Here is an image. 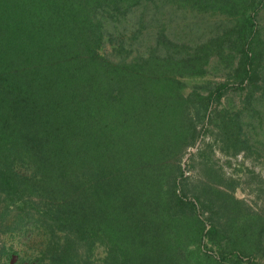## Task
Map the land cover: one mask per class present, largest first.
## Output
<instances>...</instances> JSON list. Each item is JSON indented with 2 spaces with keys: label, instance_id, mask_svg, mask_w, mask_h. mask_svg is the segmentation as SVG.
<instances>
[{
  "label": "trees",
  "instance_id": "obj_1",
  "mask_svg": "<svg viewBox=\"0 0 264 264\" xmlns=\"http://www.w3.org/2000/svg\"><path fill=\"white\" fill-rule=\"evenodd\" d=\"M161 2L230 19L147 44ZM263 3L0 0V264H264V181L254 208L213 166L193 164L198 184L182 166L204 134L264 165ZM214 62L227 81L186 96Z\"/></svg>",
  "mask_w": 264,
  "mask_h": 264
},
{
  "label": "rangeland",
  "instance_id": "obj_2",
  "mask_svg": "<svg viewBox=\"0 0 264 264\" xmlns=\"http://www.w3.org/2000/svg\"><path fill=\"white\" fill-rule=\"evenodd\" d=\"M146 8L145 17L143 14V22H146V24L144 27L141 25H138V27L143 28V32L146 33H144V37L149 40L147 44L152 42L150 41L152 38L151 34L148 33L156 31L161 26H164L168 35L179 41L190 42L197 36L205 37V40H207V37L221 33L230 19L229 16L224 14L212 11H198L189 6L180 7L162 2L158 6V12L153 4H149ZM141 13V10L138 11L135 17ZM135 17L130 16L129 18L135 20L133 23L136 24ZM260 17L262 19L261 22L264 24V9ZM153 18L155 21L152 20ZM138 48L144 53L147 51L148 46L143 43ZM111 50L112 47L109 40H107L105 46L101 48V54L107 56ZM225 74L226 72L214 62L207 74L184 78L183 93L186 96L189 95L195 86L207 88L203 91L208 93V90L215 87L216 84L227 81ZM231 86H233V83H231ZM240 95L241 91L233 89L226 98H223L221 102L217 101L216 104L219 108L224 105L234 107L236 102L239 103ZM212 139L209 134H204L195 146L187 148L182 157L185 177H189L193 183L198 184L196 179L198 177V169L194 170L193 164H196V166L208 165L207 168L213 166L214 170L223 177L219 184L224 190L231 192L237 199L244 201L247 205L259 208L261 200L258 197V193L260 184L264 181V165L254 156L245 152L235 155L225 153L220 145L213 143ZM193 159L195 160L194 162L192 161ZM100 255L102 256V253Z\"/></svg>",
  "mask_w": 264,
  "mask_h": 264
}]
</instances>
